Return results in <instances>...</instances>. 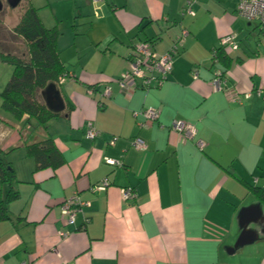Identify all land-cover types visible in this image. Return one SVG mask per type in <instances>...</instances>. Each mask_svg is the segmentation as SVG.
I'll list each match as a JSON object with an SVG mask.
<instances>
[{
	"label": "crops",
	"instance_id": "0c3cea01",
	"mask_svg": "<svg viewBox=\"0 0 264 264\" xmlns=\"http://www.w3.org/2000/svg\"><path fill=\"white\" fill-rule=\"evenodd\" d=\"M24 1L10 6L12 24L0 23L13 51L22 39L11 28ZM27 1L45 27H57L62 0H52L56 7L51 0ZM63 1L84 28L73 23L67 35L59 31L57 51L68 76L40 92L58 114L45 125L26 114L16 120L0 97V149L18 193L7 205L9 218L0 221V264H264V203L252 191H264V31L237 15L238 0H196L194 15L183 14L185 0ZM242 20L253 28H241ZM180 28L188 35L163 85L124 95L115 80L128 67L133 43L147 40L163 53ZM230 33L239 46L226 49L223 69L211 55ZM215 66L239 101L213 87ZM12 71L0 60V92ZM149 106L160 115L140 127L142 116L133 112ZM174 120L191 123L195 138L172 131ZM88 121L99 130L93 139L85 136ZM135 137L145 149L132 146ZM48 138L64 162L35 169L25 145ZM103 178L106 189L93 191ZM126 186L134 188V198H122ZM74 194L89 204L66 226L60 205ZM247 206L255 210L247 221L253 239L230 253L241 232L238 213Z\"/></svg>",
	"mask_w": 264,
	"mask_h": 264
},
{
	"label": "trees",
	"instance_id": "16d2710c",
	"mask_svg": "<svg viewBox=\"0 0 264 264\" xmlns=\"http://www.w3.org/2000/svg\"><path fill=\"white\" fill-rule=\"evenodd\" d=\"M20 11L19 20L11 31L25 44L24 54L19 55L17 48L14 51L9 49L10 44L4 42L7 38L1 35L0 30V60L13 66L12 75L0 92L1 107L16 120H20L26 114L27 119L34 117L40 125H45L58 113L48 109L41 99L40 92L48 85H56L59 77L68 76L57 51L59 30L56 26L45 27L39 18L37 8L27 0L20 4ZM213 50L216 56L215 63L221 64L224 69L229 62L227 50L219 45ZM211 61L214 63L213 53ZM25 151L34 159L35 169L49 166L56 168L64 162L62 153L51 138L27 143ZM2 154L0 149V221L9 218L7 205L18 195L13 187L16 181L13 167ZM252 191L259 201L264 203V191L257 188H252Z\"/></svg>",
	"mask_w": 264,
	"mask_h": 264
},
{
	"label": "built area",
	"instance_id": "2783aa9c",
	"mask_svg": "<svg viewBox=\"0 0 264 264\" xmlns=\"http://www.w3.org/2000/svg\"><path fill=\"white\" fill-rule=\"evenodd\" d=\"M99 1L101 0H91V3L98 5L97 3H99ZM195 2L196 0H185L183 14L194 15L193 4ZM98 9V6H94L95 16L98 15ZM236 12L242 19L249 22H256L261 30L264 31V0H238ZM187 35V29L180 28L170 47L163 53L155 52L150 41L138 40L134 42L131 48V58L128 60V67L115 80L120 91L123 92L124 95H128L132 90L137 88L148 90L150 88L161 87L171 73L174 57L178 53L179 48L183 45ZM218 45L219 47L225 49L229 48L231 50H236L239 46L236 36L232 33L220 37ZM212 53L215 63V51L213 50ZM192 74L196 77L195 71ZM212 74L213 87L217 90L225 91L227 95L231 97L230 99L239 101V96L232 93L226 86L225 72H223L220 67L215 66L212 69ZM66 77L67 76L59 77L58 83H62ZM92 91L93 87L87 89L89 94L92 93ZM103 95L107 97L110 95V88L108 86L104 88ZM133 115L142 116V120L139 121L138 124L140 127H143L158 119L160 108L149 106L139 111H134ZM170 129L180 134L184 140H193L195 138L196 129L191 123L182 120H174L171 122ZM98 134L99 130H97L92 121H88L85 125V136L89 139H93ZM115 139L116 137H113L110 143H113ZM196 145L202 150L205 144L202 140H197ZM132 146L139 150L146 148L145 142L140 137H135L133 139ZM104 162L113 166L121 165L120 161L109 157H104ZM108 185V179L103 178L100 182L92 186V190L103 191ZM121 195L125 200L134 198V188L132 186L121 188ZM88 204V201L82 200L77 194L63 200L60 205V214L64 219L65 225H74L77 213L81 212L82 208ZM84 222H86L85 218ZM68 233L69 232L65 228L59 230V235L61 237L67 236Z\"/></svg>",
	"mask_w": 264,
	"mask_h": 264
},
{
	"label": "rangeland",
	"instance_id": "374dc122",
	"mask_svg": "<svg viewBox=\"0 0 264 264\" xmlns=\"http://www.w3.org/2000/svg\"><path fill=\"white\" fill-rule=\"evenodd\" d=\"M1 8H0V23H6L7 25H9L10 20L7 19L6 14L9 12V8H11L9 6V3L7 2V0H1ZM60 7H59V13H60V19L59 21H57V28L59 31H63L64 32V36L67 35V28H73L72 24H75V28H84V25L81 24L83 22H77L79 20V17L75 18L74 14H69V12H67V4L64 3V1H60L59 3H57ZM52 7H56V2H53L51 0V4ZM19 12V9H18ZM12 24V23H10ZM241 28H253L252 25L251 26H247V22L242 20V25ZM234 34L236 37L237 35L235 33ZM246 34V32H245ZM237 40V39H236ZM238 42V41H237ZM17 53L20 55L21 53H25L26 48H25V44L23 42H17ZM12 75V72L11 74ZM42 99V97H41ZM252 225V223H251ZM251 225L249 226V224H247L248 227L251 228ZM234 245V244H233Z\"/></svg>",
	"mask_w": 264,
	"mask_h": 264
},
{
	"label": "water",
	"instance_id": "95a60500",
	"mask_svg": "<svg viewBox=\"0 0 264 264\" xmlns=\"http://www.w3.org/2000/svg\"><path fill=\"white\" fill-rule=\"evenodd\" d=\"M19 1L20 0H7V2L9 3V6H16L19 3ZM0 8H1V3H0ZM53 88H54L53 85H48L46 89L52 91L54 90ZM254 207L256 208V205ZM251 212L253 213L255 212L253 206H247V207H243L240 209L238 213V220H239V226L241 228V232L239 236L237 237L234 245L229 248L230 253L233 252L236 248L243 246L245 244H248L252 241L253 231L249 229L247 226V221L248 219H250L249 214Z\"/></svg>",
	"mask_w": 264,
	"mask_h": 264
}]
</instances>
